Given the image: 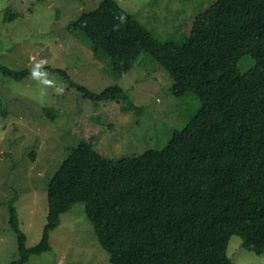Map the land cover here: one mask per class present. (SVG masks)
I'll list each match as a JSON object with an SVG mask.
<instances>
[{"label":"trees","instance_id":"trees-1","mask_svg":"<svg viewBox=\"0 0 264 264\" xmlns=\"http://www.w3.org/2000/svg\"><path fill=\"white\" fill-rule=\"evenodd\" d=\"M70 24L92 50L107 53L122 77L94 92L53 68L84 97H127L122 79L145 51L167 70L174 96L190 91L201 105L159 149L112 158L79 141L47 182L46 221L36 244L26 245L9 204L18 253L7 264H25L48 250L50 231L76 202L84 204L113 264H231L227 245L234 234L263 253L264 0H215L192 17L182 43L157 39L116 0H101ZM244 55L254 64L241 71ZM0 72L14 79L27 73L3 64Z\"/></svg>","mask_w":264,"mask_h":264},{"label":"rangeland","instance_id":"rangeland-1","mask_svg":"<svg viewBox=\"0 0 264 264\" xmlns=\"http://www.w3.org/2000/svg\"><path fill=\"white\" fill-rule=\"evenodd\" d=\"M100 1L0 0V64L27 71L21 79L0 72V264L18 253L8 222L9 204L16 209L26 245L36 244L46 221L47 182L79 141L92 143L112 158L159 149L201 105L193 92L174 96L167 70L145 51L122 79L127 97H84L52 71L63 68L70 79L94 92L119 84L122 77L116 78L107 53L92 50L89 39L70 24ZM116 1L157 39L182 43L190 33L192 17L215 0ZM11 11L16 12L14 17L5 19ZM40 62L52 86L30 77V70ZM253 64L250 55L238 61L241 71ZM44 106L54 120L44 114ZM241 242L236 234L228 241L231 264H264V252L258 254ZM49 244L48 250L30 255L25 264H113L81 202L61 214L50 231Z\"/></svg>","mask_w":264,"mask_h":264},{"label":"clouds","instance_id":"clouds-1","mask_svg":"<svg viewBox=\"0 0 264 264\" xmlns=\"http://www.w3.org/2000/svg\"><path fill=\"white\" fill-rule=\"evenodd\" d=\"M43 68V63H36L33 69L30 70V77L34 80H37L39 83L43 84L46 87L52 86L53 81L47 78V73L41 71L40 69ZM63 85L60 86V90L62 91Z\"/></svg>","mask_w":264,"mask_h":264}]
</instances>
